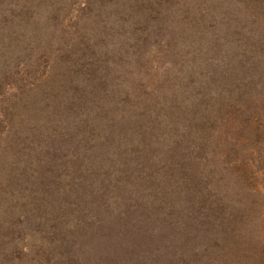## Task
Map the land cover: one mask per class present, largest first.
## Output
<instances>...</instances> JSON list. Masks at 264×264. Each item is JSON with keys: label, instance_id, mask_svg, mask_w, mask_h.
<instances>
[{"label": "rangeland", "instance_id": "rangeland-1", "mask_svg": "<svg viewBox=\"0 0 264 264\" xmlns=\"http://www.w3.org/2000/svg\"><path fill=\"white\" fill-rule=\"evenodd\" d=\"M161 44L166 49L159 54H171V70L159 92L168 87L169 95L135 109L132 82L113 62L130 60L129 49L146 54ZM240 48L252 52L249 64L237 72L235 87L225 85L224 52ZM97 66L113 71L104 77L107 90L125 89L121 127L130 135L140 128L137 143L147 142L153 157L142 154L141 162L155 158L143 169L168 166L161 198L173 202L174 214L184 213L186 257L205 253L210 264H264V0H0V264L35 260L25 250L35 243L24 218L30 198L23 129L40 124L51 106L67 119L73 105L67 101L87 92L84 83L97 79ZM241 96L248 98L241 102ZM229 113L235 122L217 127L214 121ZM82 117L91 125L87 109ZM55 121L45 120L58 129ZM178 161L190 178L187 189L171 177L182 176ZM167 227L159 222V238Z\"/></svg>", "mask_w": 264, "mask_h": 264}, {"label": "trees", "instance_id": "trees-1", "mask_svg": "<svg viewBox=\"0 0 264 264\" xmlns=\"http://www.w3.org/2000/svg\"><path fill=\"white\" fill-rule=\"evenodd\" d=\"M242 36L246 38L244 32ZM164 49V44L159 50L146 49V54H143L144 49H129L126 53L130 60L121 64L117 58L113 62V68L132 82L131 94L137 102L133 104L135 109L138 103L141 105L146 101L147 105L152 102L157 105L155 99L164 100L169 95L168 87L164 94L159 92L171 70L168 64L171 54H159ZM229 50L224 52L229 64L224 70L223 83H232L235 87L240 81L237 72L247 68L252 52L240 48L238 54H233ZM94 72L98 74L97 79L91 78L84 83L83 89H87L85 84L88 85L87 92L71 95L75 102L71 97L67 101L78 112L69 107L65 111L66 119L59 106H51L47 109V118L40 117V124L36 122L23 129L22 160L29 178L26 188L30 198V209L24 218L30 231L27 238L35 243L25 248L30 252L26 255L35 257L30 264H210L205 253L186 257L190 233L185 238L186 218L180 216L184 213L174 214L170 211L173 202H168L165 194L161 198V179L163 172H168V166L165 164L164 170L161 165L153 164L147 171L143 169L147 162L152 163L155 159H149L152 156L146 149L148 143H137L140 133L137 125L139 133L136 135L128 134L121 127L120 123L124 121L120 108L126 99L125 89L116 86L107 90L104 77L113 71L106 66H97ZM73 92L77 91L68 93ZM247 98L241 96L240 101ZM113 107L119 109L110 117ZM86 109L91 113V125L88 126L86 118L82 117ZM233 115L225 114L214 123L217 127L234 123ZM53 116L58 120L55 121L58 129L45 122ZM133 116L135 122L141 119L137 110ZM110 118H115L116 123ZM128 135L130 137L126 139ZM142 154L149 156L144 162H141ZM176 163L182 176L171 177L187 189L190 185L185 178L188 172L182 165L178 166L180 161ZM166 179L164 186L167 188ZM179 195L185 203L186 195ZM68 200L71 203L66 206ZM159 222L171 227V231L160 238Z\"/></svg>", "mask_w": 264, "mask_h": 264}]
</instances>
